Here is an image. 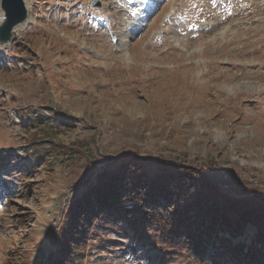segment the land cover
Masks as SVG:
<instances>
[{"label": "rangeland", "instance_id": "1", "mask_svg": "<svg viewBox=\"0 0 264 264\" xmlns=\"http://www.w3.org/2000/svg\"><path fill=\"white\" fill-rule=\"evenodd\" d=\"M31 10L0 51V264H236L217 253L221 240L251 243L249 221L235 236L213 232L199 258L125 222L79 240L71 211L124 155L203 167L229 196L264 200V0H32ZM159 204L144 210L171 220Z\"/></svg>", "mask_w": 264, "mask_h": 264}, {"label": "trees", "instance_id": "2", "mask_svg": "<svg viewBox=\"0 0 264 264\" xmlns=\"http://www.w3.org/2000/svg\"><path fill=\"white\" fill-rule=\"evenodd\" d=\"M116 161L95 173L71 211L74 222L69 215L67 221L74 223L72 233L79 240L107 228L105 224L125 222L138 239L149 237L170 250L188 246L200 258L213 232L227 229L235 236L249 221L256 228L252 242L243 246L221 240L217 255H226L225 260L236 264H264V200L229 196L210 181L203 167L139 155H124ZM159 199L172 210L171 220L144 210L158 208ZM97 220L101 222L95 224ZM152 224L160 225L161 232L149 231Z\"/></svg>", "mask_w": 264, "mask_h": 264}, {"label": "water", "instance_id": "3", "mask_svg": "<svg viewBox=\"0 0 264 264\" xmlns=\"http://www.w3.org/2000/svg\"><path fill=\"white\" fill-rule=\"evenodd\" d=\"M31 0H0V15L5 17L0 20V51L4 52L12 46V42L19 38L20 32L25 28L31 17ZM19 28V35L12 37L13 30Z\"/></svg>", "mask_w": 264, "mask_h": 264}, {"label": "bare ground", "instance_id": "4", "mask_svg": "<svg viewBox=\"0 0 264 264\" xmlns=\"http://www.w3.org/2000/svg\"><path fill=\"white\" fill-rule=\"evenodd\" d=\"M26 2L28 1V0H25ZM31 2H32V0H31ZM21 26L22 25H19L18 27H16L14 30H13V32H12V37L14 38H16L18 35H19V32H18V30H19V28H21ZM24 30V29H23ZM22 30V31H23ZM22 31L20 32V34L22 33ZM16 40V39H15Z\"/></svg>", "mask_w": 264, "mask_h": 264}, {"label": "snow or ice", "instance_id": "5", "mask_svg": "<svg viewBox=\"0 0 264 264\" xmlns=\"http://www.w3.org/2000/svg\"><path fill=\"white\" fill-rule=\"evenodd\" d=\"M5 17L3 15H0V20H4Z\"/></svg>", "mask_w": 264, "mask_h": 264}]
</instances>
